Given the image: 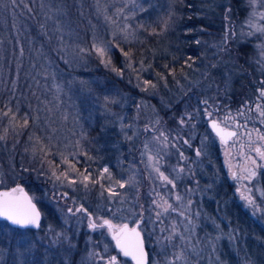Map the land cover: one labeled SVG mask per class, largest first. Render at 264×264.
<instances>
[{
    "label": "rangeland",
    "instance_id": "374dc122",
    "mask_svg": "<svg viewBox=\"0 0 264 264\" xmlns=\"http://www.w3.org/2000/svg\"><path fill=\"white\" fill-rule=\"evenodd\" d=\"M148 2L151 0L105 1L106 4L102 3L98 12L101 30L86 32L89 35L75 32L62 22L57 36L65 41L66 45L62 48L64 56L69 55L79 60L87 50V44L92 47L94 53L96 52L97 59L105 67L104 55H99L94 46L104 48L106 54L115 38L124 43L131 41L134 32L129 25V17L136 10L143 9ZM222 2L226 8L227 0ZM236 2L235 9L244 10L245 15L242 14L233 24L234 15L229 14L232 11L228 12L229 15L224 17L225 20L228 19L227 27L231 25L228 31L210 32L213 36H208L207 39L194 37L193 43L198 52L190 63L189 71L182 74L184 87L195 90L191 97L193 96L197 103L189 105L186 101L181 104L180 110L183 112L186 108L187 117L198 116L203 126H206L205 115L214 114L201 104L204 100L201 93L210 90L211 86L214 90L220 86H230L231 81L238 77L239 73H243L236 64L237 55L229 51L232 41L249 42L250 60L252 59V64L257 70L255 77L258 80L263 75L264 85V32L257 31V28L264 27V0ZM120 9L123 11H118ZM59 17L64 20V14ZM197 31L207 32L203 28H198ZM88 81L81 83L77 80L63 84L60 79L50 77L48 84L41 80L43 83L39 82V87L36 85L37 90L30 88L28 82L27 91L15 97L17 102L20 99L25 102L35 99L34 105L37 101L42 102L41 106H36L37 111H48L45 119L42 118V128L45 126L47 135L51 138L49 146L59 151L56 163L59 167L41 180L47 183L46 186H43V183H29L33 191L30 195L42 212L39 229L19 230L12 228L5 221H0V264H106L111 256H116L119 264H132L114 247L105 226L89 227L91 222L88 214L98 225H101L103 220H109L117 226H132L142 217L138 228L147 250V264H168L169 261L172 264H264V181H261L264 179H261L259 174L260 163L264 166V160L256 150V146H261V138L256 129L259 122L255 106L256 95L251 94L250 99L242 101L243 106L223 107L225 109L222 111L225 110L229 116L226 122L233 125L237 124V120L240 121L243 107V116L246 117V120H242L244 130L236 134L234 140L248 144V157L246 162L240 157L239 161L234 159L238 164L231 160L233 167L226 172L225 156L221 151V155L217 156L220 161L216 158V162L209 166L214 172L219 170L222 173L214 178V172L210 173L209 169L205 172L207 165H203V160L192 157L188 159L189 154L184 152L183 142L180 143L179 140L177 144L171 143L175 133H168L166 126H161L166 116L161 120V113L151 103L139 99L135 104L128 94L109 92L102 86V80L95 82L97 90H94L91 84V88L88 86ZM50 84L51 92L46 94L47 96L42 95L41 92ZM72 87V91L76 87L81 93L78 96L70 93L68 88ZM150 89L152 91L155 87ZM33 91L37 93L34 94ZM78 98L81 101L77 100ZM234 108H237L238 112ZM34 112L31 116L37 119L38 114ZM97 114L108 116V121L118 124L121 138L130 144L133 156V153H138V160L132 156L126 163H117L115 168L104 164L98 174L106 181L98 186V190H103L102 193L99 192L100 200L93 202L87 196L84 201L90 206V210L74 213L76 207H84V204L76 195L64 198L63 194H78V191L86 193V189L83 188L85 179L74 174L70 160L77 157V140L81 134L83 115L93 118ZM12 117L10 113V120L1 128L0 137L3 139L0 140L3 142L7 131L16 125L12 122ZM152 125L157 126L156 128L160 126L154 136L145 131V128ZM203 139L205 138H200L197 150L200 155L204 147ZM211 140L216 141L214 137ZM105 168L109 170L110 177L108 173L101 175ZM141 168L147 178L145 189H140L143 183ZM161 173L168 180L163 179ZM15 175L14 172L4 173L1 170L0 189L15 184L16 181L8 187L4 186L10 178L14 179ZM120 183L125 186L119 187ZM109 189L116 195H111ZM66 200L70 204H65ZM232 203L241 211L234 222L228 217V209ZM167 205L171 207L165 212ZM157 213H160L159 218ZM248 214L254 222L253 228L247 223ZM253 242L255 247L250 246ZM100 256L104 259L101 260ZM177 256H181V259H176Z\"/></svg>",
    "mask_w": 264,
    "mask_h": 264
},
{
    "label": "trees",
    "instance_id": "16d2710c",
    "mask_svg": "<svg viewBox=\"0 0 264 264\" xmlns=\"http://www.w3.org/2000/svg\"><path fill=\"white\" fill-rule=\"evenodd\" d=\"M105 1L107 2L15 0L13 3V0H0V132L10 120V113L13 115L12 122L16 123L7 131L5 142L0 140V171L16 173L13 176L15 178H10L4 186L8 187L16 181L22 183L29 193L33 192L29 183L41 185V180L59 167L56 165L59 151L50 147L47 129L45 126L42 128L48 111H37L36 106H41L42 102L37 101L34 105L35 99L30 102L20 99L17 102L15 98L19 93L27 91L28 82L30 88L37 90L39 82L44 80L48 84L50 77L60 79L63 84L77 80L82 83L91 79L92 82L88 81V86L91 88V84L92 88L97 90L95 82L102 80V86L109 92L128 94L135 104L139 99H143L157 108L162 115L161 120L166 116L161 126H166L168 133H175L171 143L177 144L179 140L182 143L181 139H188V134L199 125L201 120L198 116L187 117V109L184 108L183 112L180 110L181 104L186 101L189 105L197 103L193 96L191 97L195 90L184 87L182 75L189 71L190 63L198 52L193 38L212 37L210 32L213 31H228L231 21L227 27L228 19L224 18L228 12L232 11L229 14L234 15L233 24L242 14L245 15L244 10L235 9L238 0H227L226 8L223 0H151L143 9L136 10L129 17L134 38L127 43L117 38L114 43L111 40L113 47L108 49L103 58L105 67L97 59L92 47L85 42L83 43L87 50L81 52L82 57L78 58L79 60L69 55L65 57L62 52L65 41L57 36L61 23L64 22L66 27L75 32L99 30L101 23L98 12L102 3L106 4ZM61 14H64V20L59 17ZM198 28L207 32L197 31ZM229 51L237 55L236 64L243 73H239L230 86H220L217 90L211 86L210 90L202 92L201 96L211 104L216 100L224 102L229 98L235 102V106H240L245 99H250L251 94L257 93V70L252 64V59L250 60L248 41H232ZM125 53L128 55L125 56ZM145 81L149 83L146 84ZM151 87L154 90L150 91ZM50 88L51 84L41 94L48 95ZM72 90L73 87L68 88L74 95L81 93L76 87ZM142 107L145 109L143 105ZM33 112L38 114L37 119L31 116ZM3 113L8 115L3 118ZM25 118L28 120L27 126L23 125ZM81 122V134L78 136L82 137L77 140V157L70 160L71 169L76 176L83 179L88 176L89 179L83 182L86 193L71 192L68 196L76 195L87 212L90 206L84 199L88 196L93 202L99 201V192L102 193L103 190H98V186L106 182L103 177L98 176L101 167L107 164L110 168H115L119 162L126 163L133 156V150H130V144L121 138L118 124L108 121V116L97 114L90 118L83 115ZM152 126L145 128V131L154 136L160 126ZM133 154V158L138 160V153ZM141 171L143 183L140 189H145L147 178L144 169L141 168ZM46 184L43 183V186ZM47 187L52 191L51 187ZM50 193L52 195V192ZM65 204L70 203L66 200ZM228 212V217L233 222L237 221L241 214L235 203L231 204ZM246 219L250 228H253L254 222L249 214ZM251 245L256 246L254 242Z\"/></svg>",
    "mask_w": 264,
    "mask_h": 264
},
{
    "label": "flooded vegetation",
    "instance_id": "af4514ba",
    "mask_svg": "<svg viewBox=\"0 0 264 264\" xmlns=\"http://www.w3.org/2000/svg\"><path fill=\"white\" fill-rule=\"evenodd\" d=\"M250 47V46H249ZM264 74V73H263ZM262 80H263V75H261L258 80H257V90H256V110H257V116L259 117V122L257 124V134L258 136L261 138V146H256V150L259 149V154L260 153H264V139H262V137H264V115H261L262 112H264V96H261L260 93L262 90H264V85H262ZM201 104L208 107V109L210 111H212V113L214 114L213 116H210L209 114L205 115V119H206V126L202 125L199 122V125L196 126V128L194 129V131L190 132L188 134V139H185L183 137V145H184V152L188 153V159L192 158H198V160H203V165H207L205 167V172L209 169L210 173L214 172L213 170H211V167H209L210 165H213L214 162H216V160L218 159L220 161V157L217 158V156L221 155V153L223 152V156H225L224 161H226L224 163V171H229L230 168H232L233 166L230 164L231 160H238V157H240V159L244 162H246V159L248 157L247 154V150H246V145H248L247 143L240 141L241 144L239 145V143H237V140H234L236 137V134H239V132L243 131L244 129L242 128V120H246V117L243 116V113L245 112L243 110L242 107V112L240 115V121L237 120V124L233 125L231 123H227L226 120L227 118L229 119V116L227 115L226 112L222 111L223 107H230L232 108V106H235V102L233 100H229V98H226V100L224 102H221L220 100H216L214 103H209L207 100H202ZM241 105V104H240ZM237 106V105H236ZM243 106V105H241ZM236 112H238L237 108H234ZM233 111V109H232ZM239 114V113H238ZM209 120H215L217 121V123H219L221 126H223L224 128L227 129H232L234 130V135H232L229 139H227L226 141H222L221 139H219V137H217L209 128L208 126V121ZM205 138L203 139V145L205 148V150H203L202 148V155L197 154V150L199 148V144H200V138ZM215 138V142L213 140H211L212 138ZM221 148V149H220ZM239 150H241V152H238ZM222 151V152H221ZM240 154V155H239ZM217 158V159H216ZM261 159L264 160V156H261ZM234 160V161H235ZM240 160V161H241ZM235 161V164H238V162ZM239 161V160H238ZM199 165V164H198ZM237 166V165H235ZM261 166V173H259L261 175V179H264V166L262 163H260ZM222 173L218 171L214 172V178L220 176ZM206 178V176H205ZM264 181V180H261ZM263 183V182H262ZM231 186V182L229 184V187ZM86 212V211H85ZM89 217L91 218V215L88 214ZM91 222V221H90ZM91 223H95L96 222H91ZM98 225V224H97ZM106 227V226H105ZM107 228V227H106ZM108 230V228H107ZM109 232V231H108Z\"/></svg>",
    "mask_w": 264,
    "mask_h": 264
},
{
    "label": "snow or ice",
    "instance_id": "6c2138e0",
    "mask_svg": "<svg viewBox=\"0 0 264 264\" xmlns=\"http://www.w3.org/2000/svg\"><path fill=\"white\" fill-rule=\"evenodd\" d=\"M13 3H15V0H13ZM118 11L122 12L123 9ZM257 31L264 32V27L257 28ZM94 47H96V51L99 55H105L104 48L99 46ZM127 55L128 53H125V56ZM145 83L148 84L149 82L145 81ZM260 95L264 96V90L261 91ZM3 115L7 116L8 113H3ZM261 115H264V112H262ZM181 123H183V121H181ZM27 124L28 120L25 118L23 125L27 126ZM213 127L217 129L218 134L222 133L223 130L219 129L215 122H213ZM227 135H234V133H228ZM223 138L224 137L222 135V139ZM0 139H3V137H0ZM262 139H264V137H262ZM145 147H147V145H145ZM257 151L259 152V149H257ZM260 155L264 156V153H260ZM149 159H151V157H149ZM70 167L72 166L70 165ZM104 173H108L109 177L111 176L107 168L103 170L101 175L103 176ZM161 177L165 180H168V178L163 176L162 173ZM57 178L59 179V177ZM84 179L88 180L89 177L85 176ZM168 182L172 183V181ZM124 186L125 185L123 183L119 184V187L121 188ZM109 192L113 196L116 195V193L111 189H109ZM177 199H180V197H177ZM170 207L171 205H167V207L164 208V211L166 212ZM79 210L80 209H78V211ZM159 215L160 213H157V218H159ZM0 218H4L10 221L12 224L19 225L20 227H28L30 225L39 227L40 213L32 203V198L28 197L27 194L24 193V190L18 186L11 189L10 191L0 192ZM105 225H107L109 231L112 232L113 239L116 241V247L120 250L123 256L131 257L132 260L135 261V264H147V253L144 250V241L140 232L136 228L129 229L127 225L117 228V226L112 225V223L108 220H105L101 225L90 223L89 227L96 228L103 227ZM173 232H175V229H173ZM168 239H171V237H168ZM99 258L101 260L104 259L103 256H100ZM176 259H181V256H177ZM106 264H119V261L116 256H111L106 261ZM168 264H172V262L169 261Z\"/></svg>",
    "mask_w": 264,
    "mask_h": 264
},
{
    "label": "water",
    "instance_id": "95a60500",
    "mask_svg": "<svg viewBox=\"0 0 264 264\" xmlns=\"http://www.w3.org/2000/svg\"><path fill=\"white\" fill-rule=\"evenodd\" d=\"M213 122H215V123L218 125L219 129L223 130L221 134H218L217 129L213 127ZM208 126H209L210 130H211V131H212L217 137H219V139H221L222 141H226L227 139H229V138L232 136V135H230V136L227 135L228 133H234V130L224 128V127L221 126L219 123H217V121H215V120H209V121H208ZM222 135H223V137H224L223 139H222ZM18 186L24 190V193H26L28 197H31L30 193L26 190V188L24 187V185H23L22 183H20V182H16L15 184H13L12 186H10V187H8V188H1V189H0V192L10 191L11 189L16 188V187H18ZM63 197H64V198H67V197H68V194H67V193H64V194H63ZM31 198H32V197H31ZM32 203L35 205L36 209H37V210L39 211V213H40L39 227L31 226V225L28 226V227H20L19 225H14V224H12L10 221H8V220H6V219H4V218H0V221H5V222H6L9 226H11L12 228L19 229V230H26V229H28V230H37V229H39V228H40V225H41V222H42V212H41L39 206L37 205V203L33 200V198H32ZM78 209H80V211H83V212L86 211L83 207H76L75 210H74V213L78 212ZM141 220H142V217H140L139 220H138L134 225H132V226H129L128 224H122V225H120V226L127 225L129 229L136 228V229L140 232V234H141V236H142V233H141V231H140L139 228H138V225L140 224ZM90 221L93 222V219L90 218ZM104 221H105V220L102 221V224H103ZM108 221H109V220H108ZM110 222H111V221H110ZM111 223H112V222H111ZM112 225L117 226V225H115V224H113V223H112ZM105 226L107 227V225H105ZM120 226H117V228L120 227ZM107 228H108V227H107ZM108 231H109V228H108ZM109 235H110V238H111L112 241H113L114 247L120 252V250L116 247V241L113 239L112 232L109 231ZM142 238H143V236H142ZM143 241H144V239H143ZM144 250H145V252L147 253V250H146L145 244H144ZM120 254L123 256V254H122L121 252H120ZM123 257H125V256H123ZM125 258L129 259V260L132 262V264H135V261L132 260L131 257H125ZM147 263H148V254H147Z\"/></svg>",
    "mask_w": 264,
    "mask_h": 264
}]
</instances>
